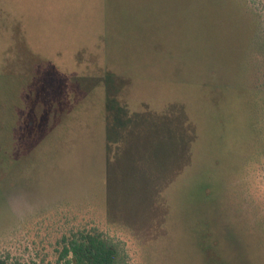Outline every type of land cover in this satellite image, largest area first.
I'll use <instances>...</instances> for the list:
<instances>
[{"label": "rangeland", "instance_id": "rangeland-1", "mask_svg": "<svg viewBox=\"0 0 264 264\" xmlns=\"http://www.w3.org/2000/svg\"><path fill=\"white\" fill-rule=\"evenodd\" d=\"M262 47L264 0H0V256L264 264Z\"/></svg>", "mask_w": 264, "mask_h": 264}, {"label": "trees", "instance_id": "trees-1", "mask_svg": "<svg viewBox=\"0 0 264 264\" xmlns=\"http://www.w3.org/2000/svg\"><path fill=\"white\" fill-rule=\"evenodd\" d=\"M262 49L264 54V47ZM60 246L56 264H130L121 241L98 228L72 231L62 236ZM0 264L25 263L3 255Z\"/></svg>", "mask_w": 264, "mask_h": 264}]
</instances>
